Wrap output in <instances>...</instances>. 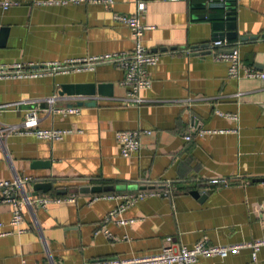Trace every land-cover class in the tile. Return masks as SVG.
<instances>
[{
	"label": "crops",
	"instance_id": "0c3cea01",
	"mask_svg": "<svg viewBox=\"0 0 264 264\" xmlns=\"http://www.w3.org/2000/svg\"><path fill=\"white\" fill-rule=\"evenodd\" d=\"M18 1L0 6L2 64L129 51L131 30L113 19L114 12L138 13L152 25L142 43L160 57L148 67L152 85L140 90V104L125 101L124 71L109 61L93 70L0 79V180L31 175L37 180L28 184L30 192L49 182L50 188L38 193L74 195L47 208L24 209L18 227L10 223L11 206L0 203V264L125 259L159 251L167 235L175 245L188 246L201 239L236 244L264 238V77L244 75L247 68L264 72V0L232 3L240 77L230 76L228 62L215 57L228 47L186 50L213 41L211 20L195 15L221 11L196 9L192 3L220 0H144L140 12L137 0ZM101 82L113 84L111 94L58 93L62 83ZM88 99L95 103L76 105ZM67 107L79 109L70 113ZM29 109L37 111L40 127L70 130L58 140L12 131ZM221 113H236L238 119ZM119 129L150 132L140 135L137 153L123 156L114 136ZM213 177L228 183L209 182ZM168 183L170 195L144 197L109 220L105 216L119 200L80 191L95 184L113 185L112 193L158 190ZM119 218L132 221L121 224ZM195 264H264V248L256 261L243 247L226 257L201 256Z\"/></svg>",
	"mask_w": 264,
	"mask_h": 264
},
{
	"label": "built area",
	"instance_id": "2783aa9c",
	"mask_svg": "<svg viewBox=\"0 0 264 264\" xmlns=\"http://www.w3.org/2000/svg\"><path fill=\"white\" fill-rule=\"evenodd\" d=\"M114 0H40L38 4L46 5H62L67 3H102L110 4ZM18 0H0V6L4 9L18 4ZM145 1H136V11L140 12L145 9ZM113 19L126 24L134 38V46L129 51H121L118 53H106L93 56H84L79 58L64 59L62 61H51L43 64L13 62L2 64L0 63V79L5 78H26L40 77L45 75H55L58 73H70L86 70H93L98 63L113 62L124 71V76L121 84L126 88L125 101L140 104L143 98L140 96V90L149 88L152 85V78L148 67L158 62L160 54L150 51L143 43L142 36L146 29L152 28V25L145 24L138 13H120L114 12ZM209 47H228L230 51L216 52L215 57L228 62V74L230 76L240 77V69L242 67L236 42L229 39L213 40ZM194 50L187 48V52ZM244 75L249 77L260 76L264 77V72L255 69H244ZM1 106V105H0ZM78 107H67L66 112H78ZM234 120L238 119L236 113H221ZM11 130H16L20 133L33 134L38 138L48 140H58L63 137L70 129L62 128H43L39 126V116L35 109H29L25 113V118L17 126ZM2 131L4 126L2 125ZM142 132L149 133V130L140 129H119L114 133L115 139L120 146V153L123 156H129L137 153L140 149V135ZM209 132L199 130L198 133L203 134ZM186 138H190L189 135ZM37 179L31 175L15 173L13 177L0 180V203H7L11 206L10 223L14 226H19L24 220V209L41 207L47 208L51 203H58L66 200H73L74 195L56 196L48 193L31 194L28 189V184L35 182ZM211 183H221L226 185L228 180L224 177H213L209 179ZM172 188L168 183V187L163 189H146L136 191H124L117 193H100L94 198L107 197L117 198L119 200L117 206L105 216V220L111 219V216L133 205L138 200L147 196H168L171 194ZM132 219L119 218L118 223L126 224ZM0 225L2 223L0 222ZM20 228L19 230H21ZM108 234V229L104 230ZM166 243L155 253L145 254L141 256H133L130 258H108L101 260H88L82 264H163V263H178V264H195L201 256H219L226 257L229 253L239 251L240 248L247 247L251 250V258L257 260L258 251L264 248V238L254 239L245 243L236 244H210L206 240H198L191 246L172 243V236L165 237ZM37 264H46L42 261Z\"/></svg>",
	"mask_w": 264,
	"mask_h": 264
},
{
	"label": "water",
	"instance_id": "95a60500",
	"mask_svg": "<svg viewBox=\"0 0 264 264\" xmlns=\"http://www.w3.org/2000/svg\"><path fill=\"white\" fill-rule=\"evenodd\" d=\"M233 0H220V1H202V2H196L192 3V7L196 9H221L219 12H202L198 13L195 16L198 18H204L207 17L209 20H211V25L213 28L212 33V40H218V39H235L237 38V31H236V22L234 20L233 16V6H232ZM255 37V35L253 36ZM246 36L240 37V39H246ZM208 42L201 43L194 45V50L197 48H206L208 47ZM165 49V48H163ZM230 51V49L226 50ZM202 52H210V50H205ZM112 83H62L61 89L59 90V94L63 95H94L96 92L98 94H111L112 93ZM95 101L92 99L88 100H78L76 105H91L94 104ZM2 132V126H0V134ZM187 186V185H186ZM50 188L49 182H41L37 183L34 186V190L31 192V194H37L39 189H43L44 191H47ZM114 189L113 185H90V186H83L81 187L80 191L82 192H91V193H98V192H105V191H112ZM59 193H62L63 191L58 190ZM192 194L200 197H204L205 193H202L198 189H191L190 191Z\"/></svg>",
	"mask_w": 264,
	"mask_h": 264
},
{
	"label": "trees",
	"instance_id": "16d2710c",
	"mask_svg": "<svg viewBox=\"0 0 264 264\" xmlns=\"http://www.w3.org/2000/svg\"><path fill=\"white\" fill-rule=\"evenodd\" d=\"M108 192H110V191H105V192H100V193H108Z\"/></svg>",
	"mask_w": 264,
	"mask_h": 264
}]
</instances>
